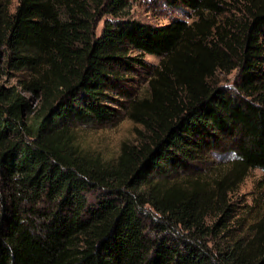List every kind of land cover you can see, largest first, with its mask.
I'll use <instances>...</instances> for the list:
<instances>
[{
	"label": "trees",
	"instance_id": "16d2710c",
	"mask_svg": "<svg viewBox=\"0 0 264 264\" xmlns=\"http://www.w3.org/2000/svg\"><path fill=\"white\" fill-rule=\"evenodd\" d=\"M129 1L0 0V264H264V205L251 238L214 243L224 195L264 170V0H182L195 19L161 26L126 17ZM145 55L159 63L132 97ZM232 69L233 89L217 78ZM125 102L135 142L113 160L85 150L77 128ZM218 152L214 205L169 176Z\"/></svg>",
	"mask_w": 264,
	"mask_h": 264
},
{
	"label": "rangeland",
	"instance_id": "374dc122",
	"mask_svg": "<svg viewBox=\"0 0 264 264\" xmlns=\"http://www.w3.org/2000/svg\"><path fill=\"white\" fill-rule=\"evenodd\" d=\"M8 1L10 10H13L17 0ZM235 12L240 13L238 10ZM124 14L126 17L157 26L168 24L176 19L188 23L195 19L193 11L182 0H130ZM225 16L222 14L216 17V20L220 22ZM105 18H112V16L105 14L98 19L95 29L97 34L100 32ZM143 58L148 65L146 70L138 68V72L129 75V82L124 85V88L131 92V96L136 98L149 95L147 70L159 63V57L153 55H145ZM15 75L20 76L18 73H13V75L3 77V80H6L8 84L15 83ZM217 78L221 85L233 89L237 81V71L236 69L229 72L218 71ZM124 105L125 107L119 111V117L110 123L97 126L84 125L77 128L78 141L85 150L97 153L104 160H113L118 155L122 142H135L138 138L137 130L142 129V127L128 117L126 111L128 103L125 102ZM209 156L204 165L198 164L195 167L194 175L200 176L190 178L191 174L186 172L181 173L180 176L175 173H171L169 176L171 179L178 176L177 181L183 182L184 187L195 188L199 193L203 191L212 193L213 200L210 203L214 205L218 200L215 180L230 172L231 154L230 152H218L211 153ZM224 196L230 210L224 217L222 230L219 231L214 240V243L221 246L230 244L236 239L247 240L251 238L250 228L261 217L264 205V170L250 169L242 180L238 183L235 181L233 187ZM217 209L212 207L210 210L207 217L208 223L217 222L221 218Z\"/></svg>",
	"mask_w": 264,
	"mask_h": 264
}]
</instances>
